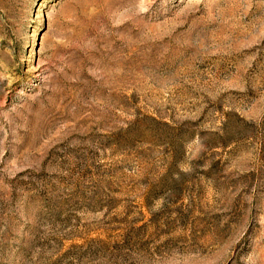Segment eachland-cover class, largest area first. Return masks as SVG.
Segmentation results:
<instances>
[{"label":"rangeland","instance_id":"374dc122","mask_svg":"<svg viewBox=\"0 0 264 264\" xmlns=\"http://www.w3.org/2000/svg\"><path fill=\"white\" fill-rule=\"evenodd\" d=\"M0 264H264V0H0Z\"/></svg>","mask_w":264,"mask_h":264}]
</instances>
